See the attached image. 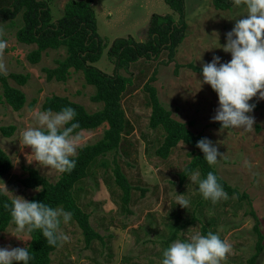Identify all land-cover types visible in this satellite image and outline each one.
<instances>
[{
  "label": "rangeland",
  "instance_id": "1",
  "mask_svg": "<svg viewBox=\"0 0 264 264\" xmlns=\"http://www.w3.org/2000/svg\"><path fill=\"white\" fill-rule=\"evenodd\" d=\"M69 1L49 2L53 22L63 16ZM88 1L96 15L98 33L107 43L102 57L93 65L109 75L113 74L114 65L107 51L115 39L132 37L137 42L146 41L153 14H171L178 19V14L165 0ZM185 8L186 36L173 61L168 62L167 52H163L156 60H141L121 71L122 75L131 77L132 84L122 98L129 132L123 138L119 162L131 184L143 190L133 191L131 204L126 209L111 170L101 167L106 159L97 160L88 176L77 184L74 195L78 205L90 215L91 224L103 240H96L86 247L81 230L71 218L68 223L60 225V231L67 239L60 242L51 264H160L165 241L180 225L185 227L177 239L187 240L197 233L203 235L205 227L206 232L212 231L228 242L230 251L221 264H247L255 253L256 220L250 212L258 217L264 235V100L253 97L249 101L261 105L259 110L253 109L249 113L254 120L250 130L220 129L215 126L219 122L210 120L217 107L215 92L207 84H200V73L188 68L190 63L200 67L201 63L209 62L213 54L219 56L221 62L230 59V53L215 47L225 43V33L231 30L235 19L246 13V9L233 4L227 10L216 9L213 0H185ZM22 26V15L16 17L13 25L0 15V40L6 42L0 50V64H3L6 75L29 76L25 85L9 79L10 85L26 96V105L20 111H14L1 98L0 85V127L16 126L12 136L0 134V148L13 165L0 179V189L11 199L19 195L30 200L39 189L21 185L20 181L27 176L26 168L37 169L52 183L61 173L41 168L32 161L30 148L19 143L21 130L36 126L35 113L42 111L44 100L52 95L67 97L90 113L100 110L102 104L91 101L95 88L86 84L82 72L71 69L66 82L47 81L43 68L57 67V61L66 57L67 48L48 49L42 53L40 62L33 64L27 55L37 45L21 44L16 39V32ZM176 65L181 66L177 72ZM154 71L152 84L158 90L162 105L176 121L187 124L192 132L201 133L216 144L222 154L214 165L218 175L240 194H246L247 199L227 195L216 204L204 200L197 191L200 175L195 181L188 178L180 185L179 174L190 161V148L182 142L168 159L156 156L163 141V131L149 127L151 107L143 89ZM33 100L36 103L30 107ZM258 126L260 130L256 129ZM105 128L75 134L76 154L79 148L98 141ZM176 194L189 200L187 208L175 203ZM29 242V233H17L14 226L0 232V247H27ZM257 264H264V250Z\"/></svg>",
  "mask_w": 264,
  "mask_h": 264
},
{
  "label": "trees",
  "instance_id": "2",
  "mask_svg": "<svg viewBox=\"0 0 264 264\" xmlns=\"http://www.w3.org/2000/svg\"><path fill=\"white\" fill-rule=\"evenodd\" d=\"M7 6L4 5L5 2ZM51 0H0V15L9 20V25L20 14L23 17V26L16 32V39L19 43L30 45L36 44L37 48L32 50L27 59L37 64L40 62L42 53L48 49L67 48V55L63 60L57 61L55 68H43L47 81L66 82L70 76V70L82 72L88 86L95 88L91 97L94 103L102 104V108L93 113L88 112L79 103L73 102L67 97L52 95L47 97L41 109H50L56 113L64 106L72 107L75 112V120L79 122V128L75 129L73 135L85 130H96L106 126L102 137L93 144L85 145L78 149L76 154V165L70 173H61L59 179L52 183L42 176L37 169L26 168L27 176L20 183L25 188L39 189L29 201L43 202L51 207H59L64 211L71 212V218L81 230L86 247H90L96 240L103 238L95 231L90 222V215L86 213L77 203L75 189L79 182L84 180L90 168L99 159H106L101 163L103 169H110L116 186L121 191L122 204L128 209L132 201L133 191L143 190L131 184L119 162V154L122 141L129 132V124L122 106V98L129 85L132 84L131 77L122 75V70H128L132 64L141 60H156L163 52H167L168 62L173 61L179 45L185 39L186 16L185 0H165L170 9L178 14L176 20L171 14H153L146 41L137 42L132 37L115 39L107 51L109 60L114 65V72L109 75L93 65L100 60L107 43L98 33L97 20L92 3L88 0H71L64 7L63 16L56 22L51 19L49 2ZM216 9L227 10L231 8V0H213ZM176 65L175 71L180 69ZM188 68L200 73V67L190 63ZM155 72L145 83L143 89L149 99L151 114L149 127L152 130L163 131V141L156 150V156L161 159H168L172 151L179 143H184L190 148L188 154L190 161L179 174V183L182 185L191 174L198 172L203 178L207 172L212 171L218 183L229 196H237L239 199H247L246 194L231 187L220 178L214 166L211 168L203 159V154L195 147L196 141L204 138L201 133L192 132L187 124L176 121L169 110L161 103L157 88L152 84L155 81ZM9 79L19 85H25L29 79L28 75L11 73L0 75V85L3 100L11 106L14 111H20L26 105L27 99L20 89L10 85ZM213 91V90H212ZM0 98V99H1ZM2 101V100H1ZM36 100L29 106L33 107ZM261 105L255 103L254 110H259ZM190 125V124H189ZM215 126L220 127L219 124ZM260 130V126L256 128ZM16 130V126H1L0 134L10 137ZM13 168L11 159L0 148V179L5 177ZM9 198L0 189V232L5 231L10 223L8 211L4 204L10 205ZM256 220L254 231L256 233L255 253L247 260V264H257L260 255L264 250V235L259 228L258 217L250 212ZM15 227V226H14ZM185 225L178 226L165 241L168 244L177 239L178 234ZM203 234L207 233L203 227ZM30 235V242L27 246L32 257L29 264H51L52 255L58 249L57 246H50L39 230H34Z\"/></svg>",
  "mask_w": 264,
  "mask_h": 264
},
{
  "label": "clouds",
  "instance_id": "3",
  "mask_svg": "<svg viewBox=\"0 0 264 264\" xmlns=\"http://www.w3.org/2000/svg\"><path fill=\"white\" fill-rule=\"evenodd\" d=\"M231 2L236 7L245 8L246 13L235 19L231 30L225 33V43L215 47L230 53V59L221 62V58L213 54L209 62L201 63L199 81L201 85L210 86L217 96V107L210 120L219 122L220 129L248 131L254 123L249 113L255 107V103L249 101L253 97L264 100V0ZM5 46L6 42L0 40V50ZM0 75H6L3 64H0ZM75 116V110L69 106L56 113L50 109L35 113L36 126L21 130L19 139L20 144L30 148L32 161H36L41 168L59 173L72 171L76 165V137L73 132L79 128ZM195 147L210 168L222 155L216 144L206 137L197 140ZM198 175L193 173L188 178L195 181ZM197 191L212 204L227 198L212 171L199 179ZM175 203L181 208L189 206V200L178 194ZM3 206L17 233L39 230L50 246H57L67 239L60 231V225L70 221L71 212L43 202L29 201L19 195L13 196L10 205L5 203ZM230 247L212 231L203 235L197 233L187 240L171 241L162 252L160 264H221ZM31 258L26 246L0 247V264H29Z\"/></svg>",
  "mask_w": 264,
  "mask_h": 264
}]
</instances>
